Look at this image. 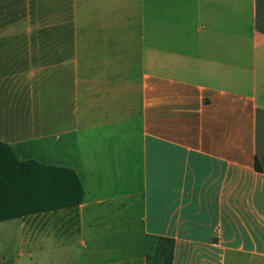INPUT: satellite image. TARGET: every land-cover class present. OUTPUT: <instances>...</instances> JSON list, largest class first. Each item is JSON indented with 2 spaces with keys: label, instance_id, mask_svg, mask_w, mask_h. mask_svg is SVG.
<instances>
[{
  "label": "crops",
  "instance_id": "obj_1",
  "mask_svg": "<svg viewBox=\"0 0 264 264\" xmlns=\"http://www.w3.org/2000/svg\"><path fill=\"white\" fill-rule=\"evenodd\" d=\"M0 14V141L83 188L20 217L22 248L0 264H146L147 236L172 239V264H264V0H0Z\"/></svg>",
  "mask_w": 264,
  "mask_h": 264
},
{
  "label": "trees",
  "instance_id": "obj_2",
  "mask_svg": "<svg viewBox=\"0 0 264 264\" xmlns=\"http://www.w3.org/2000/svg\"><path fill=\"white\" fill-rule=\"evenodd\" d=\"M83 188L66 166L19 161L0 141V221L78 205ZM173 241L147 236L146 264H172Z\"/></svg>",
  "mask_w": 264,
  "mask_h": 264
},
{
  "label": "rangeland",
  "instance_id": "obj_3",
  "mask_svg": "<svg viewBox=\"0 0 264 264\" xmlns=\"http://www.w3.org/2000/svg\"><path fill=\"white\" fill-rule=\"evenodd\" d=\"M15 1V0H13ZM9 6H11L12 9L15 10L17 7V3L14 2V4L9 3ZM1 14H0V21H1ZM14 19L10 16L8 21H12ZM22 222L21 218H15L10 219L9 221H1L0 222V263H9L13 261V258L16 256L17 251H19L22 248V245L20 244L19 237L21 235L22 230L20 229L19 224ZM33 224L32 220H29L28 222L24 223V226H31ZM23 225V224H22ZM65 259L66 256H63ZM48 259L50 261H54L53 256H46L45 262L48 263ZM21 262L28 263L29 261L35 262L34 257L29 260L20 258ZM67 262L68 260L65 259ZM46 263V264H47Z\"/></svg>",
  "mask_w": 264,
  "mask_h": 264
}]
</instances>
